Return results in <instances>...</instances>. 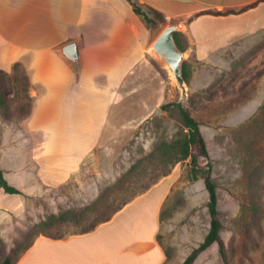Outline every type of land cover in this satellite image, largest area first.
I'll use <instances>...</instances> for the list:
<instances>
[{"label": "crops", "instance_id": "0c3cea01", "mask_svg": "<svg viewBox=\"0 0 264 264\" xmlns=\"http://www.w3.org/2000/svg\"><path fill=\"white\" fill-rule=\"evenodd\" d=\"M183 32L198 60L264 31V0H138ZM247 10L217 15L205 11ZM157 37L127 0H0V69L20 64L32 107L21 121L27 157L38 181L67 183L97 149L134 133L172 94L150 53ZM75 43L79 57L65 47ZM5 175L20 166L13 165ZM179 177L178 164L95 229L68 236L39 234L15 264H167L160 240L164 204ZM21 194L0 188V210L19 216Z\"/></svg>", "mask_w": 264, "mask_h": 264}, {"label": "rangeland", "instance_id": "374dc122", "mask_svg": "<svg viewBox=\"0 0 264 264\" xmlns=\"http://www.w3.org/2000/svg\"><path fill=\"white\" fill-rule=\"evenodd\" d=\"M170 23L154 27L156 35ZM157 61L174 104L134 133L95 150L67 183L56 187L38 181L27 157L29 136L19 118L20 106L30 100L24 97V81L17 83L10 95L12 112H0V157L11 172L13 165L21 167L17 174L11 173L10 183L22 192L25 208L19 216L0 210V264L8 253L18 254L39 234L68 236L89 228L87 224L97 216L147 189L173 167L177 152L173 145L188 134L179 103L184 108L190 103L192 114L201 121L229 260H224L216 242L194 264H264V31L204 60L188 49L185 101L167 67ZM177 164L179 177L164 204L159 235L169 253L167 264L182 263L205 239L211 220L204 177L193 178L191 158ZM104 192L112 201L110 206L97 208L88 220H58Z\"/></svg>", "mask_w": 264, "mask_h": 264}, {"label": "trees", "instance_id": "16d2710c", "mask_svg": "<svg viewBox=\"0 0 264 264\" xmlns=\"http://www.w3.org/2000/svg\"><path fill=\"white\" fill-rule=\"evenodd\" d=\"M127 1L132 5L135 13L138 14L143 19V21L146 23V25L149 28L152 29L167 21L165 15L162 12L151 6L141 3L138 0H127ZM256 4L257 2L245 6L239 10L230 9L226 11H205L203 13H213L217 15L238 13L247 10L250 7H253ZM175 38L181 50H186L188 48L189 42L187 40L186 35L183 32L180 31L175 32ZM184 74L186 81L188 82L189 75L186 68V63H184ZM20 80L24 81L23 83L24 85L22 87V90L24 92V97L27 100H30V102L22 103V105L20 106L21 114L19 120L22 121L26 116L29 115L33 100L32 97H30V95L28 94V87H29L28 77L25 73L24 68L20 64H15L14 69L11 73L0 69V112L1 113L5 112L7 114L9 112H12V104L14 99L10 95L14 93L15 88L18 86L17 83ZM189 102H192V99ZM173 104H174L173 102L165 103L162 105V109L168 110ZM179 105L181 107L183 123L185 127L188 128V134L183 141H177L173 145L174 150L177 151L173 160L174 161L173 167L180 161H184L187 160L188 158H191L192 161L191 173L193 175V178L195 179L199 178L200 175L204 177L206 188L209 192L208 210L211 217L210 229L205 239L196 248H194L191 251V253L185 258V260L180 264H194L197 258L199 257V255L216 242L219 245V249L222 257L228 263L229 260H228L226 243L221 235L224 227L222 220L220 218L219 195L217 190V184L213 180L211 175L212 172L211 156L206 138L201 129V121L192 114V111L190 110V103L188 105V108H184L181 105V103H179ZM173 167H171L166 172L161 173L159 179L162 178L163 176L168 175L173 169ZM155 182H153L152 185ZM152 185H150V187ZM150 187H148L147 189L143 190L140 193L135 194L131 198L125 199L121 203L116 204L114 207H112V210L110 212L103 213L97 216L94 222L87 224V227L89 228L74 233H84L91 231L95 229L99 224L110 220L115 215V213L118 212L121 208H123L128 202H130L133 198H135L139 194H142L143 192L147 191ZM0 188H3L6 192L11 194L14 193L22 194L20 189H18L13 184H11L8 178L6 177L5 169L1 164V157H0ZM107 193L108 192H104L103 194L99 195L97 199H95L88 206L82 209H72L70 211L61 214L58 217V220L79 221V222L88 220L91 213L95 212L97 208L105 205L110 206L112 201H110V197ZM30 242L26 246H24V248L20 250L18 254L13 255L12 253H8L3 259L2 264H15L18 258L28 248Z\"/></svg>", "mask_w": 264, "mask_h": 264}, {"label": "water", "instance_id": "95a60500", "mask_svg": "<svg viewBox=\"0 0 264 264\" xmlns=\"http://www.w3.org/2000/svg\"><path fill=\"white\" fill-rule=\"evenodd\" d=\"M185 22L179 21L167 25L154 39L149 47L150 53L169 70L172 78L176 81L178 87L182 91V100L187 98V82L184 74V59L187 50H181L176 38L175 32L183 31ZM65 54L71 58L79 57L78 47L75 43L67 45L64 49Z\"/></svg>", "mask_w": 264, "mask_h": 264}]
</instances>
